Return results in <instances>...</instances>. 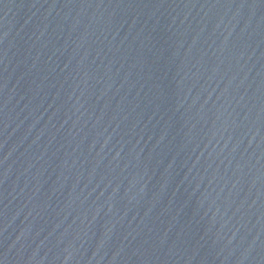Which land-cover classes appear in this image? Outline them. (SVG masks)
Segmentation results:
<instances>
[{"label":"water","instance_id":"water-1","mask_svg":"<svg viewBox=\"0 0 264 264\" xmlns=\"http://www.w3.org/2000/svg\"><path fill=\"white\" fill-rule=\"evenodd\" d=\"M0 264H264V0H0Z\"/></svg>","mask_w":264,"mask_h":264}]
</instances>
